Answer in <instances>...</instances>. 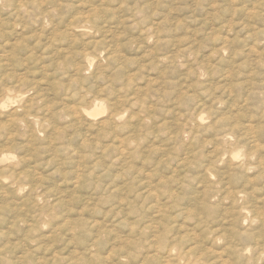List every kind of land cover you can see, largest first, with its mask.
Returning a JSON list of instances; mask_svg holds the SVG:
<instances>
[{
  "label": "rangeland",
  "instance_id": "obj_1",
  "mask_svg": "<svg viewBox=\"0 0 264 264\" xmlns=\"http://www.w3.org/2000/svg\"><path fill=\"white\" fill-rule=\"evenodd\" d=\"M154 204L264 234V0H0V264H166Z\"/></svg>",
  "mask_w": 264,
  "mask_h": 264
},
{
  "label": "bare ground",
  "instance_id": "obj_2",
  "mask_svg": "<svg viewBox=\"0 0 264 264\" xmlns=\"http://www.w3.org/2000/svg\"><path fill=\"white\" fill-rule=\"evenodd\" d=\"M51 1V0H50ZM137 1V0H136ZM147 1V0H146ZM21 2V1H20ZM30 2V1H29ZM116 2V1H115ZM125 2V1H124ZM10 3H12V2H10ZM124 4H126V3H124ZM149 4H150V1H149ZM152 4V3H151ZM158 4V3H157ZM139 5V4H138ZM148 5V4H147ZM162 5V4H161ZM124 6V5H123ZM142 6V5H141ZM15 7V6H14ZM23 7V6H22ZM41 7V6H40ZM55 7H57V6H55ZM105 7V6H104ZM109 7V6H108ZM148 7V6H147ZM154 7V6H153ZM95 8V7H94ZM139 8V7H138ZM100 9V8H99ZM111 9V8H110ZM20 10V9H19ZM61 10V9H60ZM105 10V9H104ZM143 10V9H142ZM27 11V10H26ZM50 11V10H49ZM94 11V10H93ZM97 11V10H96ZM101 11V10H100ZM136 11H139V9L138 10H136ZM155 11V10H154ZM28 12V11H27ZM156 12V11H155ZM159 12V11H158ZM26 13V12H25ZM129 14H130V12H128ZM135 13V12H134ZM99 14V13H98ZM35 15V14H34ZM40 15V14H39ZM158 14H156V16H157ZM98 16V15H97ZM56 17V16H55ZM150 17V16H149ZM104 18V17H103ZM112 18V17H111ZM148 18V17H147ZM86 19V18H85ZM102 19V18H101ZM121 19V18H120ZM150 19V18H149ZM158 19V18H157ZM125 20V19H124ZM146 21V19H143V21ZM78 21L81 23V26H77V27H74L75 29L77 28H79L80 29V27L81 28H83V30L86 28V26H84V22H85V20H83V19H81L80 17H78ZM148 21V20H147ZM167 22V21H166ZM23 23V22H22ZM79 23V24H80ZM83 24V25H82ZM158 24V23H157ZM19 25H21V24H19ZM54 25V24H53ZM91 25V24H90ZM143 25V24H142ZM46 26V25H45ZM58 26V25H57ZM145 26H146V24H145ZM158 26V25H157ZM111 27H113V26H111ZM152 27V26H151ZM155 27V26H154ZM154 27H153V29H154ZM23 28V27H22ZM149 28V27H148ZM147 28V29H148ZM56 29V28H55ZM86 29H88V28H86ZM112 29V28H111ZM164 29V28H163ZM162 30V29H161ZM42 31V30H41ZM62 31H64V30H62ZM100 31V30H99ZM98 31V32H99ZM121 31V30H120ZM146 31V30H145ZM72 32V31H71ZM83 33V32H82ZM87 33V32H86ZM55 34V33H54ZM119 34V33H118ZM140 34H141V32H140ZM151 34V33H150ZM62 35V34H61ZM72 35V34H71ZM84 35V34H83ZM90 35V34H89ZM88 35V36H89ZM159 35V34H158ZM73 36V35H72ZM96 36V35H95ZM50 37V36H49ZM55 37V36H54ZM65 37V36H64ZM83 37V36H82ZM120 37V36H119ZM111 38V37H110ZM113 38V37H112ZM138 38V37H137ZM24 39V38H23ZM28 39V38H27ZM64 39V38H63ZM114 39V38H113ZM38 40V39H37ZM28 41V40H27ZM60 41V40H59ZM63 41V40H62ZM162 41V40H161ZM39 42V41H38ZM98 42V41H97ZM137 43V42H136ZM140 43V42H139ZM35 44V43H34ZM39 44V43H38ZM109 45V44H108ZM50 46V45H49ZM119 46V45H118ZM100 47V46H99ZM28 48V47H27ZM46 48V47H45ZM51 48V47H50ZM95 48V47H94ZM44 49V48H43ZM113 49V48H112ZM223 49V48H222ZM76 51V50H75ZM84 51V50H83ZM71 52V51H70ZM73 52V51H72ZM90 52V51H89ZM119 52V51H118ZM180 52V51H179ZM178 52V53H179ZM65 53V52H64ZM162 53V52H161ZM187 53V52H186ZM83 54V53H82ZM34 55V54H33ZM65 55H67V54H65ZM72 55V54H71ZM76 55V54H75ZM170 56H171V54H169ZM168 55V56H169ZM175 55V54H174ZM178 55V54H177ZM44 56V55H43ZM109 56V55H108ZM112 56V55H111ZM120 56V55H119ZM50 57V56H49ZM91 57V56H90ZM163 57V56H162ZM111 58V57H110ZM109 58V59H110ZM67 60V59H66ZM83 61H85V60H83ZM113 61V60H112ZM121 61H123V60H121ZM8 63V62H7ZM258 63V62H257ZM49 64V63H48ZM51 64V63H50ZM54 64V63H53ZM59 64V63H58ZM64 64V63H63ZM100 64V63H99ZM126 64V63H125ZM85 65V64H84ZM258 65V64H257ZM49 66H51V65H49ZM83 66V65H82ZM81 66V67H82ZM100 67V66H99ZM83 68H85V67H83ZM195 69V68H194ZM100 70V69H99ZM84 71V70H83ZM192 71H193V69H192ZM98 72V71H97ZM54 73V72H53ZM2 89V88H1ZM9 90H10V88H9ZM86 91V90H85ZM2 92V91H1ZM7 93V92H6ZM16 93V92H15ZM25 94V93H24ZM16 96H18V95H16ZM15 96V97H16ZM26 96V95H25ZM36 96V95H35ZM78 96H79V94H78ZM77 96V97H78ZM5 97V96H4ZM34 97V96H33ZM85 98V97H84ZM32 99V98H31ZM65 99V98H64ZM102 99V98H101ZM94 100V99H93ZM85 101V100H84ZM102 101V100H101ZM103 102V101H102ZM32 103H33V101H32ZM37 104V103H36ZM31 105V104H30ZM80 104H78V106H79ZM32 106V105H31ZM57 106H59V105H57ZM77 106V105H76ZM75 106V107H76ZM77 106V107H78ZM81 106H83V105H81ZM240 106V105H239ZM51 107H52V105H51ZM54 107V106H53ZM52 107V108H53ZM66 107V106H65ZM73 108V112H72V114L73 115H77V114H81L82 112L84 113L85 111V109L86 108H83L82 107V109H84V110H81L80 108ZM18 108V107H17ZM56 108V107H55ZM22 109V108H21ZM29 109V108H28ZM43 109V108H42ZM41 109V110H42ZM68 109H70V108H68ZM32 111V110H31ZM37 111V110H36ZM47 111V110H46ZM88 111V110H87ZM96 111V110H95ZM39 113V112H38ZM120 112H118V114H119ZM30 114V113H29ZM28 114V115H29ZM33 114V113H32ZM41 114V113H40ZM89 114H91V115H93V112L92 113H89ZM116 114V113H115ZM117 114V115H118ZM121 114V113H120ZM232 114V113H231ZM68 115H69V113H68ZM70 115H71V113H70ZM82 115V114H81ZM54 116V115H53ZM112 116V115H111ZM115 116V115H114ZM113 116V117H114ZM13 117V116H12ZM17 117V116H16ZM22 117V116H21ZM109 118H111V117H109ZM208 118H210V117H208ZM18 119V118H17ZM69 119V118H68ZM110 120V119H109ZM108 120V121H109ZM52 121V120H51ZM50 122V121H49ZM81 122V121H80ZM103 122V121H102ZM102 122H100V123H102ZM112 123L114 122V121H111ZM76 123V122H75ZM78 123V122H77ZM99 123V122H98ZM104 123V122H103ZM115 123V122H114ZM116 123H117V121H116ZM116 123H115V125H116ZM13 124V123H12ZM28 124V123H27ZM50 124V123H49ZM94 124V123H93ZM108 124V123H107ZM16 125V124H15ZM32 125V124H31ZM72 125V124H71ZM104 125H106V124H104ZM66 126V125H65ZM74 126V125H73ZM100 126V125H99ZM120 126V125H119ZM205 126V125H204ZM238 126V125H237ZM237 126H235V127H237ZM27 127H29V126H27ZM46 128V127H45ZM48 128V127H47ZM46 128V129H47ZM71 128V127H70ZM188 128V127H187ZM200 128H201V126H200ZM101 129V128H100ZM127 129V128H126ZM40 130V129H39ZM78 130V129H77ZM200 130V129H199ZM216 130H218V129H216ZM76 131V130H75ZM260 131H261V129H260ZM65 132V131H64ZM63 132V133H64ZM87 132V131H86ZM190 132V131H189ZM218 132V131H217ZM226 133V132H225ZM233 133V132H232ZM72 135V134H71ZM81 135V134H80ZM254 136V135H253ZM79 137V136H78ZM138 137V136H137ZM59 138V137H58ZM57 138V139H58ZM65 139V138H64ZM67 139V138H66ZM79 140V139H78ZM85 140V139H84ZM63 141V140H62ZM132 141V140H131ZM194 141V140H193ZM64 142H66V141H64ZM122 142V141H121ZM258 142V141H257ZM134 143H136V142H134ZM229 143V142H228ZM84 144V143H83ZM65 145V144H64ZM69 146V145H68ZM131 146V145H130ZM205 146V145H204ZM243 147V146H242ZM6 148V147H5ZM78 148V147H77ZM102 148V147H101ZM231 148V147H230ZM74 149V148H73ZM98 149H100V148H98ZM125 149V148H124ZM89 150V149H88ZM203 150V149H202ZM219 150V149H218ZM199 151H200V149H199ZM253 151V150H252ZM197 152V151H196ZM230 152H232V151H230ZM248 152V151H247ZM10 153V152H9ZM121 153V152H120ZM249 153V152H248ZM254 153V152H253ZM12 154V153H11ZM252 154V153H251ZM201 156H203V154L201 155ZM97 157V156H96ZM99 157V156H98ZM100 158V157H99ZM201 158V157H200ZM95 159V158H94ZM204 159V158H203ZM48 160V159H47ZM51 160H53V159H51ZM98 160V159H97ZM193 160V159H192ZM227 160V159H226ZM243 161H244V159H243ZM248 161V160H247ZM51 162V161H50ZM53 162V161H52ZM55 162V161H54ZM97 162V161H96ZM112 162V161H111ZM182 162H184V161H182ZM189 162V161H188ZM196 162V161H195ZM232 162V161H231ZM57 163V162H56ZM198 163V162H197ZM200 163V162H199ZM217 163V162H216ZM241 164H238L237 163V166L239 167H243L244 166V162L242 163V162H240ZM250 163V162H249ZM256 163V162H255ZM193 164V163H192ZM235 164V163H234ZM251 164V163H250ZM200 165V164H199ZM248 166L247 167H250V165L249 164H247ZM230 167H231V165H229ZM252 166V165H251ZM13 167V166H12ZM90 167V166H89ZM237 167V168H238ZM81 168V167H80ZM244 168H246V167H244ZM243 168V169H244ZM232 169H234L233 168V166H232ZM236 169V168H235ZM239 169V168H238ZM241 169V168H240ZM242 169V170H243ZM247 169V168H246ZM80 170V169H79ZM178 170V169H177ZM245 170V169H244ZM218 171V170H217ZM237 171V170H236ZM240 171V170H239ZM248 171H249V168H248ZM248 171H247V173H248ZM222 172V171H221ZM244 172V171H243ZM75 173V172H74ZM81 173V172H80ZM190 173V172H189ZM212 173V172H211ZM216 173V172H215ZM232 173V172H231ZM188 174V173H187ZM213 174V173H212ZM147 175V174H146ZM6 176V175H5ZM10 176V175H9ZM8 176V177H9ZM225 176V175H224ZM192 177V176H191ZM198 177V176H197ZM76 178V177H75ZM112 178V177H111ZM189 178V177H188ZM148 179V178H147ZM150 179V178H149ZM186 179H187V177H186ZM244 179V178H243ZM261 179V178H260ZM197 180V179H196ZM151 181V180H150ZM20 182V181H19ZM223 182V181H222ZM247 183H248V181H246ZM249 182H251V181H249ZM21 183V182H20ZM113 183V182H112ZM142 183V182H141ZM150 183H152V182H150ZM149 183V184H150ZM183 183V182H182ZM214 183V182H213ZM17 184V183H16ZM25 184V183H24ZM215 184H216V182H215ZM229 184V183H228ZM246 184V183H245ZM244 184V185H245ZM113 185V184H112ZM144 185V184H143ZM146 185V184H145ZM155 185V184H154ZM250 185V184H249ZM166 186V185H165ZM177 186V185H176ZM181 186V185H180ZM179 186V187H180ZM208 186V185H207ZM210 186V185H209ZM216 186V185H215ZM143 187V186H142ZM146 187V186H145ZM145 187L144 188H142V189H144V190H146L145 189ZM157 187V186H156ZM159 187V186H158ZM179 187H177V189L179 188ZM185 187V186H184ZM183 187V188H184ZM213 187H214V184H213ZM231 187V186H230ZM155 188V187H154ZM224 188V187H223ZM227 188H228V186H227ZM243 188H245V186L243 187ZM149 189V188H148ZM150 189H152V187H150ZM180 189V188H179ZM212 189V188H211ZM220 189H222V186H221V188ZM226 189V188H225ZM224 189V191H226ZM237 189V188H236ZM235 189V190H236ZM246 189V188H245ZM130 190V189H129ZM142 191V192H144V194H145V191ZM153 190V189H152ZM155 190V189H154ZM156 190H157V188H156ZM171 190H172V188H171ZM190 190V189H189ZM233 190V189H232ZM231 190V191H232ZM240 191H238L237 190V192H235V193H233L231 196H232V198H244L245 196V192H243V191H241V189H239ZM147 191V190H146ZM191 191V190H190ZM245 191V190H244ZM250 191V190H249ZM148 192V191H147ZM154 192V191H153ZM153 192H151L152 194H150V193H147L148 195H146L147 197L149 196V195H153ZM166 192V191H165ZM164 192V193H165ZM169 192H170V190H169ZM174 192H176V191H174ZM178 192V191H177ZM218 192V191H217ZM220 192V191H219ZM233 192V191H232ZM250 192H252V191H250ZM213 193V192H212ZM231 193V192H230ZM254 193V192H253ZM128 194H129V192H128ZM140 194V193H139ZM177 194V195H176ZM175 195L176 196H178V193H176ZM196 194H198L197 192H196ZM203 194V193H202ZM220 194H222V193H220ZM226 194V193H225ZM225 194H224V196H225ZM54 195V194H53ZM165 195H171V194H165ZM217 195V194H216ZM248 195V194H247ZM246 195V196H247ZM101 196V195H100ZM140 196H142V195H139V197ZM144 197H146L145 195H143ZM174 196V195H173ZM222 196V195H221ZM223 196V197H224ZM227 196V195H226ZM253 196V195H252ZM37 197V196H36ZM47 197V196H46ZM138 197V198H139ZM151 197V196H150ZM153 197V196H152ZM209 197H210V195H204L203 197H201L200 196V198H201V201H200V204L202 205V206H199V209H200V212L199 211H197V212H199V213H197V214H203V213H207V214H211L213 211H212V208H211V204L209 205V204H207L206 203V201L209 199ZM142 198V197H141ZM155 198H157V197H155ZM166 198V197H165ZM170 198V197H169ZM176 198V197H175ZM178 198V197H177ZM186 198V197H185ZM200 198H199V200H200ZM220 198H222V197H220ZM247 198H249V196H247ZM254 198V197H253ZM134 199V198H133ZM135 199H136V197H135ZM143 199V198H142ZM141 199V200H142ZM150 199V198H149ZM158 199H160V198H158ZM194 199V198H193ZM211 199V198H210ZM260 199V198H259ZM140 200V199H139ZM162 200V199H161ZM170 200V199H169ZM195 200V199H194ZM223 200V199H222ZM229 200V199H228ZM239 200V199H238ZM137 201V200H136ZM144 201H145V198H144ZM154 201H155V199H154ZM157 201V200H156ZM174 202H175V200H173ZM198 201V200H197ZM210 201V200H209ZM244 201V200H243ZM245 201H246V198H245ZM159 202H161V201H159ZM163 202V201H162ZM161 202V203H162ZM168 202V201H167ZM195 202H196V200H195ZM219 202H220V200H219ZM229 202H231V201H229ZM233 202H236V200L235 201H233ZM242 202V201H241ZM261 202V201H260ZM46 203V202H45ZM119 203H121V202H119ZM157 203V202H156ZM164 203V202H163ZM162 203V204H163ZM188 203V202H187ZM187 203H185V205L187 204ZM192 203V202H191ZM211 203V202H210ZM225 203V202H224ZM246 203H247V201H246ZM263 203V202H262ZM161 204V205H162ZM174 204V203H173ZM180 204V203H179ZM189 204V203H188ZM238 204V203H237ZM249 204V203H248ZM247 204V205H248ZM256 204H258V202L256 203ZM38 205V204H37ZM122 205H124V204H122ZM122 205H120V206H122ZM155 205V204H154ZM153 205V206H154ZM164 205V204H163ZM163 205L162 206H160V205H155L154 207H153V212H154V214H155V217H157V218H159V216H162V217H164L163 216V214H166V216L164 217L165 219L167 218V219H169V220H171L172 219V217L169 215V211L172 209V210H174L173 209V207H171V209L169 208V211L167 210L166 211V209L163 207ZM171 205V204H170ZM175 205V204H174ZM185 205H182V206H185ZM192 205H193V203H192ZM195 205V204H194ZM193 205V206H194ZM196 205H197V202H196ZM214 205V204H213ZM247 205H246V207H245V205L241 208V212L240 211H238V213H241V214H239L237 217H238V219H235V220H231L232 221V223H230V224H223V222L224 221H220L219 219L217 220V219H215V220H213V221H211L213 218H211V220H208L207 219V221H194V223H188V224H183V223H181V224H179V222H178V224H176L175 226H173V222L174 221H168V220H164V223H163V225H162V227L161 226H158V227H156V229H159V230H157V231H153L152 233H147L146 231H144V230H146V229H148V226L145 228H143V226H141L142 228H141V230L139 231V233L141 232V231H144L143 232V234L145 235L146 233V235H145V237H146V240H144V241H146L145 242V245H146V243H147V249H145L144 248V250H146L145 252H144V254L146 253V254H148V253H150V252H153L154 254H148V257L149 258H151V260H153V259H156V258H160V259H162V257H164L165 258V263L166 264H264V234H261L260 235V233H256V232H254L253 231V233L252 232H247L248 231V229H247V231H243L242 230V227L241 226H243V223H242V219L239 217L240 215H241V217H244L243 219H247L248 218V216H245V215H242V213L243 212H246L247 211V213L250 211V207L252 206H249V207H247ZM250 205V204H249ZM217 206V205H216ZM238 206V205H237ZM242 206V205H241ZM166 207H168V206H166ZM175 207V206H174ZM189 207H190V204H189ZM194 207H196V206H194ZM198 207V206H197ZM210 209H209V208ZM228 207V206H227ZM231 207V206H230ZM49 209V208H48ZM183 209H184V207H183ZM182 209V211H181V213L184 211ZM253 209V208H252ZM254 209H256V208H254ZM258 209V208H257ZM36 210V209H35ZM138 210V209H137ZM178 210V209H177ZM181 210V209H180ZM194 210H195V208H194ZM198 210V209H197ZM258 210H260V209H258ZM48 211V210H47ZM151 211H152V209H151ZM188 211V210H187ZM226 211V210H225ZM237 211V210H236ZM256 212H257V210H255ZM43 212V211H42ZM50 212V211H49ZM52 212H53V210H52ZM137 212V211H136ZM171 212V211H170ZM191 212V211H190ZM196 212V211H195ZM234 212V211H233ZM233 212H231V213H233ZM251 212H253V211H251ZM260 212V211H259ZM134 213V212H133ZM168 213V214H167ZM172 213V212H171ZM170 213V214H171ZM185 213V212H184ZM183 213V214H184ZM237 213V214H238ZM41 214V213H40ZM176 214V213H175ZM235 214V213H234ZM252 214H255V213H252ZM52 215V214H51ZM50 215V216H51ZM178 215V214H177ZM176 215V216H177ZM184 215H186V214H184ZM189 215H191V214H189ZM227 215V214H226ZM257 215V214H256ZM36 216V215H35ZM55 216V215H54ZM154 216V215H153ZM173 216V215H172ZM192 216V215H191ZM200 216V215H199ZM204 216V215H203ZM218 216V215H217ZM221 216V215H220ZM227 216H229V215H227ZM233 216V215H232ZM262 216V215H261ZM264 216V215H263ZM190 217V216H189ZM193 217V216H192ZM195 217V216H194ZM219 217V216H218ZM234 217H235V215H234ZM150 218V217H149ZM178 218V217H177ZM183 218V217H182ZM187 218V217H186ZM199 218V217H198ZM201 218H202V215H201ZM220 218V217H219ZM233 218V217H232ZM241 220H240V219ZM253 218V217H252ZM262 218V217H261ZM260 218V219H261ZM38 219V218H37ZM153 218H151V220H152ZM162 219V218H161ZM160 218H159V220H161ZM173 219H175V218H173ZM178 219H180L181 220V216H179V218ZM195 219V218H194ZM203 219V218H202ZM221 219V218H220ZM228 219H230V217L228 218ZM257 219V218H256ZM260 219H258V220H260ZM197 220V219H196ZM199 220H200V218H199ZM222 220V219H221ZM253 220V219H252ZM251 220V221H252ZM154 221H156V220H154ZM249 221V220H248ZM43 222V221H42ZM46 222V221H45ZM48 222V221H47ZM131 222V221H130ZM157 222V221H156ZM170 222H171V225H172V227H170ZM189 222V221H188ZM258 222H260V221H258ZM142 223V222H141ZM146 223V222H145ZM149 223V222H148ZM152 223H153V221H152ZM176 223V222H175ZM151 224V223H150ZM155 224H157V223H155ZM161 224V223H160ZM159 224V225H160ZM110 225H112V223L110 224ZM110 225H108V227L110 226ZM154 225V224H153ZM260 225V227L259 228H261L260 230L262 231V229L264 230V217L262 218V222H261V224H259ZM258 225V226H259ZM94 226V225H93ZM102 226V225H101ZM140 226V225H139ZM157 226V225H156ZM250 226V225H249ZM257 226V227H258ZM97 227V229H98V226H96ZM105 227V226H104ZM134 227H135V225H134ZM103 228V227H102ZM107 228V227H106ZM133 228V227H132ZM136 228V227H135ZM151 228V227H150ZM155 228V227H154ZM247 228V227H246ZM256 228V227H255ZM58 229V228H57ZM95 229V228H94ZM101 229V228H100ZM112 230H113V227L111 228ZM115 229V228H114ZM251 229V228H250ZM104 230V229H103ZM108 230H109V228H108ZM137 230H139V229H137ZM259 230V229H258ZM258 230H257V232H258ZM73 231V230H72ZM131 231H133V233H136V232H134L135 230L134 229H132ZM130 231V232H131ZM99 232H100V230H99ZM129 232V233H130ZM150 232H151V230H150ZM181 232H184V233H181ZM92 233V232H91ZM102 233H103V231H102ZM139 233H136V234H131V235H133V236H137ZM141 234V233H140ZM91 235V234H90ZM99 235V234H98ZM97 235V236H98ZM133 236H132V238H133ZM140 236V235H139ZM142 237H143V235H142ZM145 237L143 238V239H145ZM98 238V237H97ZM141 238V237H140ZM139 238V240H140V242H141V239ZM127 239H129V237L127 238ZM128 241V240H127ZM135 241H137V240H135ZM37 242V241H36ZM95 242V241H94ZM125 242V241H124ZM133 242H134V240H133ZM97 244L99 243V240H97V242H96ZM95 243V244H96ZM144 243V242H143ZM142 243V245H144ZM220 244V251H218V250H215V251H213L212 250V253H211V251H210V249H212V247H214L213 245H215V244ZM95 244H93V246H91V248L89 249L90 251H92V247H95ZM217 244V245H218ZM129 245V244H128ZM126 246V245H125ZM130 246V245H129ZM128 246V247H129ZM137 246V245H136ZM219 246V245H218ZM90 247V246H89ZM98 247V246H97ZM115 247H117V246H114V248ZM124 248V247H123ZM143 248V247H142ZM141 248V249H142ZM82 249V248H81ZM99 249V248H98ZM129 249H130V247H129ZM138 248H136V250H137ZM140 249V248H139ZM137 250V251H139V252H141L140 250ZM119 250V249H118ZM128 250V249H127ZM135 250V251H136ZM78 251V250H77ZM97 251V250H96ZM119 251H121V250H119ZM114 252H116V254H117V250H115ZM126 252V251H125ZM125 252H122V253H125ZM133 252V251H132ZM109 253H111V252H109ZM116 254H115V256H116ZM118 254H120V252L118 253ZM92 255H95V254H92ZM109 255V254H108ZM121 255V254H120ZM120 255H118V257H120ZM151 255V256H150ZM123 256H125V255H123ZM127 256V255H126ZM139 256V255H138ZM137 256V257H138ZM129 257V256H128ZM136 257V256H135ZM71 258V257H70ZM93 258H94V256H93ZM107 258V257H106ZM109 258V257H108ZM113 258H115V259H117L116 257H113ZM124 258V257H123ZM133 258V257H132ZM47 259V258H46ZM125 259V258H124ZM135 259V262L139 259V257L138 258H133V260ZM137 259V260H136ZM146 259H147V257H146ZM146 259H145V261H146ZM110 260V259H109ZM127 260V259H126ZM132 259L130 258V261H131ZM132 260V261H133ZM163 260V259H162ZM44 261V260H43ZM46 261H48V260H46ZM61 261V260H60ZM80 261H81V259H80ZM145 261H144V263H145ZM149 261V260H148ZM45 262V261H44ZM160 262H161V260H160ZM39 263V262H38ZM128 263V262H127ZM143 263V262H142ZM123 264H124V262H123ZM128 264H130V263H128ZM146 264V263H145ZM148 264H149V262H148ZM158 264V263H157ZM164 264V263H163Z\"/></svg>",
  "mask_w": 264,
  "mask_h": 264
}]
</instances>
